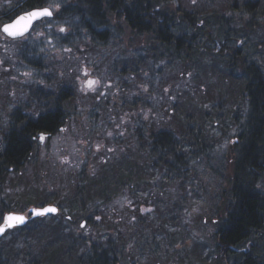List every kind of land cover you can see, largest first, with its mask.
Returning a JSON list of instances; mask_svg holds the SVG:
<instances>
[{
  "label": "trees",
  "instance_id": "16d2710c",
  "mask_svg": "<svg viewBox=\"0 0 264 264\" xmlns=\"http://www.w3.org/2000/svg\"><path fill=\"white\" fill-rule=\"evenodd\" d=\"M50 1L18 0L15 1L17 6H10L9 10L13 3L0 0V22L12 21L22 12L42 8ZM236 1L239 0H227L226 9L210 5L214 0L205 4H183L182 0L68 1L62 8V15L83 22L80 30L70 31L63 42L68 46L70 61L67 64L56 62L49 70L50 67L42 65L43 58L36 59L37 63L32 64L41 73L47 72L29 81L23 76L13 80L8 73L0 72L1 105L28 106L27 112L34 115L21 118L22 112L15 111L11 129L6 128L7 131L0 126L3 135L0 195L14 190L8 183L14 182L15 176L21 181L27 171L33 174L35 181L45 177L46 182L45 156L32 137L46 132L55 136L46 140L51 141L66 132L69 137L75 135V156L67 154L68 161L62 166L53 164L56 168L50 176L56 178L54 186L57 188L38 191L42 189L40 183L37 187L30 183L25 189L36 190L38 207L48 204L60 207L61 211L53 218L69 216L90 220L91 234H107L108 240L100 245L102 254H96L93 264H118L121 258L124 264H191L195 255L199 260L196 264H264V192L260 189L259 178L264 177V59L254 60L264 58V40L255 38L261 33L264 35V1ZM238 13L243 14L236 16ZM116 18L123 20L140 39L148 37L146 48L138 49L126 63L102 61V66L97 61H87L88 55L93 53L98 54L99 59L110 60L115 50L109 46L111 38L108 35L118 33L122 36V24L112 21ZM81 30L90 32L88 37L78 39ZM91 35L97 39L95 42L92 38L89 41ZM240 39L243 44L237 47ZM75 40H78L75 51L81 53L78 59L83 63L91 62V66H102L99 68L101 74L107 77V71L114 73V70L105 69L111 63L113 68L117 67L115 73L125 78L152 74L148 63H152L156 74L162 70V63L187 68L194 79H203L204 89L208 91L205 93L213 97H210L212 104L209 96L197 101L203 116L201 122L207 129L219 126L221 132H226L216 101L220 103L224 97L213 92L230 89V80L231 84L237 83L246 101L241 116L246 114L239 123L235 120L232 125L238 133L234 143L238 155L232 165L227 191L216 189L217 192L209 193L205 186L206 191L203 189L205 177L201 168L213 144L208 145L206 129L192 125V116L182 99L177 103L172 98L170 107L160 108L155 93L145 90L146 77L139 93L136 90L138 95L121 97L118 106L110 107V101L99 102L96 97L74 94L73 75L68 70L74 67L78 71V66L82 65L71 55ZM83 49L91 50L85 52ZM23 50L19 47L11 54L2 44L0 59L11 62L19 61L20 57V61H26ZM118 53L120 51L113 57ZM61 70L66 72L64 77L60 76ZM129 86L126 83L124 89ZM10 91H17L16 96L11 98ZM41 114L43 116L36 118ZM122 118L129 124H121ZM9 122H6L8 127ZM216 129L209 130L217 132ZM8 133H12L11 136ZM96 140L102 142L101 148L94 144ZM66 167L68 170H64ZM220 197L224 198L221 203L217 201ZM8 203L27 207L36 202L9 199ZM212 203L215 205L210 207ZM195 208L204 244L195 238V247L190 250L191 238L182 236V229L184 226L188 229V217ZM94 217L104 220L96 224L91 221ZM44 220H33L7 234L13 236L12 243L26 246V254L16 253L14 259L18 260L13 264H40V244L47 236L50 239L47 242L52 243L53 235L86 233L72 223L65 227H77V232H62L59 224ZM40 224L42 229L39 230ZM119 235L124 236L123 248ZM200 244L204 250H209L207 254L198 252V248H202ZM54 250L50 246L46 257H52ZM78 258L83 260L78 264L85 263L83 257Z\"/></svg>",
  "mask_w": 264,
  "mask_h": 264
},
{
  "label": "rangeland",
  "instance_id": "374dc122",
  "mask_svg": "<svg viewBox=\"0 0 264 264\" xmlns=\"http://www.w3.org/2000/svg\"><path fill=\"white\" fill-rule=\"evenodd\" d=\"M18 0H6V2H11L13 4L9 5V10H11L15 3ZM70 0H51L49 5L47 7L51 8L52 11L55 13L54 18H51L50 20H44L38 24L33 29V35L28 38H26L23 41H14V42H8L9 40L6 39V37L3 36V34L0 31V45H4V48L7 49L8 52L11 54H14L15 51L19 47H23L24 50L22 51L23 56L26 57V61H20V57L15 55L16 58L19 57V61H5L4 59H0V72H6L10 75V78L13 80H18L20 76H23L24 78H27L28 81L32 80L34 78H37L39 74L46 73L47 71H43L42 73L40 70H38L35 67V64L37 61L36 59H44L45 61H42V65H46L50 69L53 68V65H56L60 63L67 64L70 61L69 58V50L68 46L63 43L67 40L70 31L72 30H80L78 28L79 25L83 26L82 20L75 18V17H64L62 15V8L65 4L68 3ZM183 4H189V2L193 3L192 0H182ZM211 0H196V3H208ZM264 1V0H261ZM236 2H244V0H239ZM211 3V4H210ZM210 5H213L215 7H221L223 9H226L227 7V0H214V3L210 2ZM11 6V7H10ZM17 4L15 5V7ZM8 9V8H7ZM8 10V11H9ZM61 13V14H60ZM237 12H234L236 14ZM243 13H238L236 16H242ZM60 15V16H59ZM112 21H115V24L121 23L122 26L121 35L118 33H115L117 36H114L115 34H109L108 37L111 38L109 42L110 48L114 51L112 54V57H110V60L108 58L106 59H99L98 54H90L88 55L87 61H97V63H102V61H114V63L117 64V61H124L126 63V59L130 58L134 53L136 54L137 50L141 47L146 48L145 42L147 41V38L140 39L139 35L134 32L133 29H129L123 20L112 19ZM4 25V23L0 22V28ZM112 28V26H110ZM63 28L65 31L61 32L60 29ZM100 29L96 30V32H99ZM112 30H114L112 28ZM262 31V30H260ZM94 33L97 35V33ZM114 32H116L114 30ZM90 34V32H85L84 30H81L79 33L78 39L81 37L85 38L88 37L87 34ZM263 33L260 34V36L255 38H260L261 41L264 40V37L262 36ZM99 36V35H97ZM3 38L5 41H3ZM97 40L93 35L89 37V41ZM8 40V41H7ZM74 52L72 53V56L74 58H81V53L79 54L78 50L75 51V46L78 44V40L74 41ZM119 42V45H118ZM151 42V38H150ZM149 42V43H150ZM77 43V44H76ZM251 43H253V37L251 38ZM71 45V47H73ZM123 46L120 50L118 49L119 46ZM90 46V44H88ZM78 48V46H77ZM109 48V52H111V49ZM91 50V49H90ZM89 49H83L85 52H90ZM116 54L115 53L119 52ZM96 53H101L99 50H96ZM141 52H138L140 54ZM78 55V56H77ZM14 56V57H15ZM101 55L99 54V57ZM109 57V56H108ZM73 58V60H74ZM96 59V60H95ZM31 60V61H30ZM77 61H80L82 65L78 66V71L75 70V68H70L68 70V73L73 75L74 81V94L79 95L80 97L82 95L91 96L93 99L96 97V101L103 102V101H110V107L112 106H118L117 102H119V99L124 96H134L136 97V94L138 95L139 89L143 85L144 77L148 79V83L145 82L147 85L145 86V90L147 91H153L156 95V102L161 108L162 106L170 107V99H174L177 103L180 99H182V103L186 106L188 113L192 116L190 119L192 122V125L196 128L197 125L202 126L204 129H206V134L208 137V145H212L209 147L210 156L208 158L203 159L205 166L201 169L204 170L203 176L205 177V182H203L206 189L209 190V193H215L217 191L221 192L223 189L229 188V179L231 178V175L233 174V163L234 159L237 157L238 152L237 149L234 148V143L238 140V133L233 130V123L235 120H237V123L240 122V119H244L245 114L242 115V111L246 108V101L243 96V91L239 88V85L237 83L231 84L232 80L228 82L230 89H225L223 92H213L215 95H220L224 98H221V102L219 103L218 100V107L220 106V110L222 112V121L225 124L226 132H221L219 130V126L217 127H210L209 129H216L217 132H211L209 129H207L204 124L201 122L203 119V116L200 112V109L197 107V101H199L203 96H209V102L211 104L213 103L212 95H209V93L206 89H204V82L203 79H194V76H191L189 71H187V68H184V66L180 67H173V65H168L165 63H162V70H158L156 74L154 66H152V63H148V69H151L152 74H148L146 76H143L140 74L138 77L135 75L134 78L128 77L125 78L124 76H118L119 74L115 73V69L113 68V63L108 65V67L105 66V69L107 70H114V73L111 71H107L109 73V77H107L104 74H101V68L104 66H98L97 64H93L91 66V62H82V59H78ZM185 61V60H183ZM188 61V60H186ZM35 63V64H32ZM160 67V65H158ZM156 67V68H158ZM130 70V67L128 68ZM161 72V75L159 73ZM60 76H65V71L61 70ZM87 73V75L85 74ZM19 76H18V75ZM8 75V76H9ZM197 76V74L195 75ZM204 75H202L203 78ZM40 77V76H39ZM38 77V78H39ZM199 77V76H198ZM89 80L95 81L96 83L93 84L92 88H89L87 86V82ZM130 85L128 89H124L125 84ZM137 90V92H136ZM215 90V88H214ZM205 93V94H204ZM204 94V95H203ZM212 97V98H210ZM215 100V99H214ZM175 102V103H176ZM210 104V105H211ZM115 111L118 110L117 108H114ZM232 112H228V111ZM121 111V110H120ZM238 112V113H237ZM121 124L128 125L129 122H125V120L120 119L119 120ZM130 121V120H129ZM75 135H70L66 132H63L62 135H59L58 137L54 138L51 141H46L43 145L42 153L44 154L45 160L43 161V166L46 167L45 172L48 178H46V182H44L45 177H41L40 179L33 178V174L29 173V171L24 172L23 174H26L22 177L21 181L18 179L17 176L14 177V182H9L8 185H10L11 188H14V190H11V192H8L7 194L0 195V224L3 222V218L7 213H18V214H24L27 217L28 211L31 207H38L37 201L35 196L38 194L35 193L36 190H26V186L33 185L37 187V185L40 183L42 186V189H38V191H46L50 189L57 188L54 186L56 184V178L54 176H50L53 170L56 168L53 166L54 163L57 165L64 164V162L68 161L66 158L67 154H70V157L75 156V144H74V138ZM98 148H101L102 142L99 140H96L95 143ZM64 148L63 150L60 149ZM68 149V150H67ZM73 160V158H72ZM70 161V159H69ZM46 162V163H45ZM30 170V169H29ZM68 168L66 167V169ZM260 178V189L264 192V177ZM60 180L58 179V182ZM39 185V188H41ZM54 186V187H53ZM9 188V189H11ZM217 189V191H216ZM205 190V189H204ZM176 191L181 192L180 189H176ZM206 191V190H205ZM206 193V194H209ZM10 196H7V195ZM178 195H181L179 193ZM3 199L7 201V203L3 204ZM9 199H21V201H26L30 199L33 202H36L35 204H32V206H16L9 204ZM224 198L220 197L217 199L219 203L223 202ZM193 204V203H192ZM111 205V204H110ZM114 205V203H112ZM215 204H209L210 207H212ZM11 208V209H10ZM198 208V207H197ZM197 208L193 209L191 212V216L188 217L189 227L188 229L184 228L182 229V236L191 238L190 242L188 243V249L191 250V247H195V238L200 239L199 243H203V236L201 232L199 231V227H197V221L199 219V213L197 212ZM58 214H52L53 216H57ZM186 221V220H185ZM41 225V224H40ZM9 233V232H8ZM7 233V234H8ZM5 235L3 238L0 239V264H13L14 261L18 260L17 258L14 259V256L17 254H26L25 249L26 246L21 243H12L13 236L11 235ZM40 235H38L39 238ZM194 239V240H193ZM203 244H200V247L198 248L199 253L207 254L209 250H204ZM208 247V244H205V248ZM36 251V250H35ZM197 252V253H198ZM191 264L198 262L196 255L192 257ZM201 262V261H200Z\"/></svg>",
  "mask_w": 264,
  "mask_h": 264
},
{
  "label": "flooded vegetation",
  "instance_id": "af4514ba",
  "mask_svg": "<svg viewBox=\"0 0 264 264\" xmlns=\"http://www.w3.org/2000/svg\"><path fill=\"white\" fill-rule=\"evenodd\" d=\"M55 16V15H54ZM54 18V17H53ZM30 35H33V31L28 34L27 36H25L24 38L21 39H16V40H11V41H23L26 38L30 37ZM264 37V35H262ZM243 44V40L240 39L237 41V47H241ZM74 52V50L72 51V53ZM72 55V54H71ZM263 57H259L258 59H254L257 61H263ZM247 61V60H246ZM74 81V78L72 77V82ZM17 91H10L9 92V96L11 98H13L14 96H16ZM2 101V100H1ZM1 101H0V126L6 128H10L12 127L13 121H11L13 119V115L15 111H21L22 115L20 116L21 118L23 117H34V115H30L27 110H28V106H16V105H1ZM13 102H17L15 100H12ZM41 115H37L36 118H40ZM9 122L10 127H8L6 125V122ZM7 130V129H6ZM8 131V130H7ZM12 133H8L9 136H11ZM41 137H43V139H41ZM55 137V136H53ZM52 137V134L50 133H46V132H40L38 133L36 136L32 137V140L37 142V144H40V151L42 153V147L45 144L46 140H50ZM3 135L0 132V143L2 141ZM1 145V144H0ZM33 148V147H32ZM35 150V148H34ZM0 153H1V146H0ZM22 174V173H21ZM54 205V204H53ZM117 205H121L122 204H117ZM124 206V205H122ZM59 210L61 211L60 207ZM38 219H43L42 218H38ZM36 219V220H38ZM45 222L47 223H52V224H59L58 226H60V231H78L77 227H65V225H69L68 223H72L75 226H79L81 227V229H84L86 231V233L84 234H80V233H60L57 235H53L52 238V243L47 242L49 239V237L47 236L45 239L42 240V242H44L43 244H40V249H39V253L38 256L40 258L39 263L40 264H78V262H83L82 259L78 258V257H83L85 260V263L83 264H93L94 262V257L97 256L96 254L99 252L100 254H102V251L100 250V245L104 242H106L108 240V236L107 234H91L90 232L93 230L92 228L89 227V222L90 220H85V219H72L69 216H66L64 218H53L52 216L49 217H45L44 218ZM34 220V221H36ZM104 219L102 217H94L91 221L93 223H101ZM33 221V220H32ZM83 225V227L81 226ZM42 229L41 225L39 227V230ZM121 236L120 242L123 248V235H119ZM95 240V243H94ZM50 246H53L55 248V250L53 251V256L52 257H46V253L48 251V248ZM124 251V249H123ZM123 257V256H122ZM117 258H118V253H117ZM74 262V263H73ZM118 264H124V260L123 258H121L118 261Z\"/></svg>",
  "mask_w": 264,
  "mask_h": 264
},
{
  "label": "snow or ice",
  "instance_id": "6c2138e0",
  "mask_svg": "<svg viewBox=\"0 0 264 264\" xmlns=\"http://www.w3.org/2000/svg\"><path fill=\"white\" fill-rule=\"evenodd\" d=\"M193 4L196 3V0H192ZM52 12L48 8H37L34 10L29 11L26 16L20 17L21 20L28 19L30 21H37L41 18H51ZM19 23V20H17L13 24H6L2 27L3 33H5L10 38H18L20 36H23L24 31L27 30V25H25V28L23 30H13L16 28V24ZM61 32H64L65 30L63 28L60 29ZM87 75V73H85ZM96 83L95 81L89 80L87 82V86L89 88H92L93 84ZM43 139V137H41ZM57 209L54 207H47V208H41L40 210H34L32 215L43 217L47 214H56ZM26 222V218L23 215H8L4 218L3 226H0V235L6 234L7 229H12L14 227H17L18 225H23ZM83 227V225H81Z\"/></svg>",
  "mask_w": 264,
  "mask_h": 264
},
{
  "label": "water",
  "instance_id": "95a60500",
  "mask_svg": "<svg viewBox=\"0 0 264 264\" xmlns=\"http://www.w3.org/2000/svg\"><path fill=\"white\" fill-rule=\"evenodd\" d=\"M27 13H28V12L19 15L15 20H13L12 22L7 23V24H13V23H15L17 20H19V23L16 24V28L13 29V30H17V31H19V30H23V29L25 28V25H27V30L24 31L23 36L26 35V34L31 30V28L33 27V25H34L36 22H38V21L44 19V18H41V19H39V20H37V21H30V20H28V19H23V20H21L20 17H24V16H26ZM5 25H6V24H5ZM2 32H3V31H2ZM4 34H5V33H4ZM5 35H6V34H5ZM20 37H22V36H20ZM20 37H18V38H20ZM13 39H16V38H13ZM47 207H54V208H56V209L58 210V208H57L56 206H52V205H49V206H46V207H41V208H47ZM41 208H37V209L33 208V209L30 210V212H31V214H32V213L34 212V210H40ZM58 212H59V210L57 211L56 214H58ZM10 214H12V215H23V214H15V213H10ZM10 214H7L6 217H7L8 215H10ZM47 215H50V214H47ZM47 215H45V216H47ZM54 215H55V214H54ZM23 216H25V215H23ZM25 218H26V222H25L23 225H18V226H25V225L27 224V222H28V217L25 216ZM32 218H38V216L32 215ZM1 226H3V225H1ZM14 228H15V227H14ZM12 229H13V228H12ZM8 230H10V229H7L6 232H7ZM2 236H3V235H0V237H2Z\"/></svg>",
  "mask_w": 264,
  "mask_h": 264
}]
</instances>
